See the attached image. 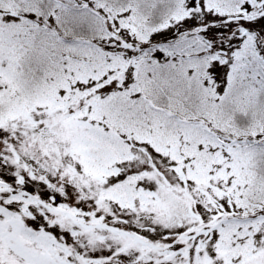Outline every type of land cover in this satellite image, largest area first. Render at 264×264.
<instances>
[{"label":"snow or ice","instance_id":"snow-or-ice-1","mask_svg":"<svg viewBox=\"0 0 264 264\" xmlns=\"http://www.w3.org/2000/svg\"><path fill=\"white\" fill-rule=\"evenodd\" d=\"M0 264H264V0H0Z\"/></svg>","mask_w":264,"mask_h":264}]
</instances>
